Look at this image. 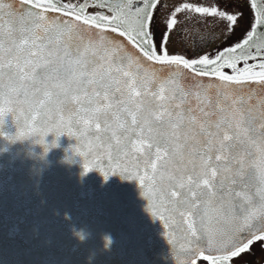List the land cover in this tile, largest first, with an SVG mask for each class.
<instances>
[{
    "label": "snow or ice",
    "instance_id": "1",
    "mask_svg": "<svg viewBox=\"0 0 264 264\" xmlns=\"http://www.w3.org/2000/svg\"><path fill=\"white\" fill-rule=\"evenodd\" d=\"M90 6L105 7L0 0V119L22 115L33 132L91 138L95 167L108 165L105 179L116 173L138 179L148 201L156 202L150 205L157 210L153 215L163 208L166 224L176 219L171 226L191 245L184 264L200 258L229 264L254 240H264V110L235 91L247 81L264 82V62L260 71L247 63L238 68L224 53L239 45L212 59L207 53L198 59L170 56L164 48L167 33L151 39L149 9L155 4L147 0L137 9L132 31L120 30L119 16L87 14ZM194 11L223 14L208 7ZM128 45L149 62L183 66L219 83L194 84L195 90L187 91L157 84L140 59L126 55ZM197 65L210 70L196 73ZM225 67L234 74H226ZM91 170L86 163L85 171ZM246 235L252 238L242 243Z\"/></svg>",
    "mask_w": 264,
    "mask_h": 264
},
{
    "label": "water",
    "instance_id": "2",
    "mask_svg": "<svg viewBox=\"0 0 264 264\" xmlns=\"http://www.w3.org/2000/svg\"><path fill=\"white\" fill-rule=\"evenodd\" d=\"M49 15L82 23L74 16ZM125 52L140 59V67L157 84L187 91L195 90L194 84L219 83L183 66L149 62L131 45ZM235 91L264 110V82L258 78L235 86ZM95 148L91 138L65 134L58 139L54 133L33 132L22 115L6 113L0 119V264H184L189 259L185 253L191 245L171 226L176 219L166 224L163 208L153 215L157 210L150 205L156 202L148 201L138 179L119 173L105 179L108 165L95 167ZM86 163L93 170L86 172ZM105 234L113 240L107 249ZM251 238L242 236V243ZM209 251L205 248V254Z\"/></svg>",
    "mask_w": 264,
    "mask_h": 264
},
{
    "label": "flooded vegetation",
    "instance_id": "3",
    "mask_svg": "<svg viewBox=\"0 0 264 264\" xmlns=\"http://www.w3.org/2000/svg\"><path fill=\"white\" fill-rule=\"evenodd\" d=\"M58 6L74 5L77 9L85 2L90 5L104 4L105 7H92L87 14L99 13L111 17H120L123 27L129 31L137 23V9H143L145 0H53ZM155 4L149 9L153 17L149 30L155 33V41H159L167 33L164 48L171 55H180L187 59L201 58L205 53L214 58L223 49L236 47L234 52L224 55L236 60L237 67L243 68L245 63L260 71L259 64L264 62V0H147ZM190 5L191 7H185ZM195 7L215 8L222 15L211 13L200 14ZM235 15L233 22L229 16ZM228 21L225 25L224 17ZM175 19L176 23L171 22ZM221 19V21H219ZM218 20L220 24L214 23ZM135 34V33H133ZM247 43H244V41ZM247 57V61L243 59ZM209 69L210 66L197 65L196 70ZM225 69H228L225 67ZM234 74L229 68V75ZM197 264H206L202 258ZM229 264H264V240H254L248 250L231 259Z\"/></svg>",
    "mask_w": 264,
    "mask_h": 264
},
{
    "label": "clouds",
    "instance_id": "4",
    "mask_svg": "<svg viewBox=\"0 0 264 264\" xmlns=\"http://www.w3.org/2000/svg\"><path fill=\"white\" fill-rule=\"evenodd\" d=\"M79 237L81 240L85 239V233L84 232H81V233H78ZM103 241H104V247L105 249H107L113 242L112 240V237L110 236V234H105L103 237H102Z\"/></svg>",
    "mask_w": 264,
    "mask_h": 264
},
{
    "label": "rangeland",
    "instance_id": "5",
    "mask_svg": "<svg viewBox=\"0 0 264 264\" xmlns=\"http://www.w3.org/2000/svg\"><path fill=\"white\" fill-rule=\"evenodd\" d=\"M219 21H221V19H220ZM219 21H218V20H215L214 23L220 24ZM227 21H228V19H227V17L225 16V17H224L225 25H226ZM225 72H226V74H229V68H228V69H225Z\"/></svg>",
    "mask_w": 264,
    "mask_h": 264
},
{
    "label": "built area",
    "instance_id": "6",
    "mask_svg": "<svg viewBox=\"0 0 264 264\" xmlns=\"http://www.w3.org/2000/svg\"><path fill=\"white\" fill-rule=\"evenodd\" d=\"M76 2V0H70L71 4H74Z\"/></svg>",
    "mask_w": 264,
    "mask_h": 264
}]
</instances>
